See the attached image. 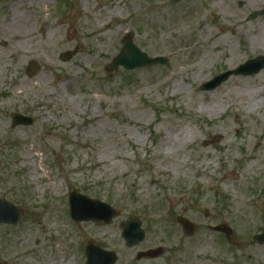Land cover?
<instances>
[{
    "label": "rangeland",
    "instance_id": "374dc122",
    "mask_svg": "<svg viewBox=\"0 0 264 264\" xmlns=\"http://www.w3.org/2000/svg\"><path fill=\"white\" fill-rule=\"evenodd\" d=\"M238 1L0 0V197L22 209L20 222L0 224V264H84L89 241L115 251V264H264L254 238L264 232V69L201 89L264 56V15L249 18L264 0ZM22 29L35 33L34 56L18 64ZM130 32L167 64L107 70ZM15 112L35 123L12 127ZM71 189L119 216L77 226ZM179 216L197 224L193 236ZM134 218L146 237L127 247L121 225ZM220 223L232 239L209 228Z\"/></svg>",
    "mask_w": 264,
    "mask_h": 264
},
{
    "label": "water",
    "instance_id": "95a60500",
    "mask_svg": "<svg viewBox=\"0 0 264 264\" xmlns=\"http://www.w3.org/2000/svg\"><path fill=\"white\" fill-rule=\"evenodd\" d=\"M171 1L173 3H177L181 0ZM263 14L264 9L255 11L251 14L250 19H255ZM116 23L117 21H115L113 25ZM133 37V32L127 35L124 39L121 53L106 67L107 70H114L120 66L124 67L126 70H134L136 68H143L155 64L165 65L167 63V59L165 57H149L146 53L142 52L141 49L134 44ZM71 55L72 53H67L63 55V58L67 60ZM39 68L40 66L38 64L32 62L30 64L28 74L31 75L36 73ZM262 69H264V56H259L245 62L234 70H229L217 75L211 81L205 83L202 86V89L212 90L221 85L231 75H255ZM12 117L13 127L18 125H32L34 123V119L20 113H15ZM215 140L217 139H214V141ZM69 210L76 224H80L82 221H94L96 223L109 224L119 214V212L108 203L90 198L89 196L74 190H72L69 195ZM21 218L22 210L20 207L0 198V223L16 224L21 220ZM178 221L182 225L185 235L190 236L195 232L196 226L188 219L179 217ZM122 228V236L128 247L138 245L145 238V231L142 229V222L138 219L125 222ZM212 229L222 231L227 236L232 235V231L227 225H219L213 227ZM255 239L259 243H264V233L256 235ZM161 253L162 249L158 248L157 250H150L146 253H141L139 257H157ZM86 256V264H114L118 259L114 251L104 250L91 242H89L86 246Z\"/></svg>",
    "mask_w": 264,
    "mask_h": 264
},
{
    "label": "bare ground",
    "instance_id": "6f19581e",
    "mask_svg": "<svg viewBox=\"0 0 264 264\" xmlns=\"http://www.w3.org/2000/svg\"><path fill=\"white\" fill-rule=\"evenodd\" d=\"M238 4H245L244 0L238 1ZM20 5V4H19ZM18 4H15L12 8V19L14 23L19 19L21 20V14L17 11ZM13 36L17 39V45H14L13 55L16 54L13 61L18 62V64L23 63L25 60L30 59L34 56V53L32 52V49L35 45V33H33L30 30L22 29L21 31H18L17 33H13ZM6 52L2 48H0V75H1V69L4 68L7 65V61H2V57H5ZM45 82H42V80L39 78L35 82H29L28 86L31 84V87L36 86L39 87L40 85L45 84ZM18 96H21V91L19 90L17 94ZM60 248V245H59ZM64 263V260L62 261ZM60 264V263H58Z\"/></svg>",
    "mask_w": 264,
    "mask_h": 264
}]
</instances>
